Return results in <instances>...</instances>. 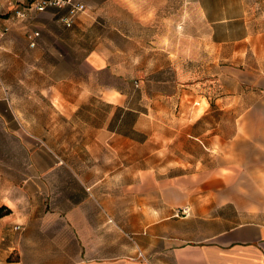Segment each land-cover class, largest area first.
Returning <instances> with one entry per match:
<instances>
[{
    "label": "crops",
    "instance_id": "crops-1",
    "mask_svg": "<svg viewBox=\"0 0 264 264\" xmlns=\"http://www.w3.org/2000/svg\"><path fill=\"white\" fill-rule=\"evenodd\" d=\"M191 1L210 29L209 60L218 70L214 75L246 74L253 79L247 84L253 101L236 119L238 125H249L252 130L246 133L250 137H243L239 127L229 141L216 131H206L195 139L215 132L213 139H207L214 142L207 149L210 153L188 163H170L167 168L177 167L182 173L160 177L164 168L144 167L142 156L137 155V148L143 147L142 123L152 116V109L159 114L165 108L168 122L173 123L195 117L194 126L215 106L237 113L244 98L201 96L194 103L185 99L190 94L185 90L178 100L173 94L156 93L147 112L126 90L113 88L105 80L95 93L96 76L118 73L110 51H90L80 69L89 77L81 84L71 82L74 94L67 93L62 84L48 91L53 107L72 110L61 111L63 122L87 124L81 145L61 135L60 142H65L55 146L53 153L58 161L47 163L45 150L53 152L54 146L29 132L36 142L19 140L29 163L18 170L12 164L0 166V264H264V67L260 61L264 60V37L249 29L247 0H180L177 28L184 32V47L192 37ZM19 2L23 0H0V28L9 29L0 42L14 30ZM120 2L141 27L168 20L162 15L169 13L170 0ZM170 13L175 16V10ZM119 33L127 41L142 42L122 29ZM111 43L106 39V45ZM221 62L223 68H219ZM4 89L0 108L8 115L5 118L1 111V118L6 125L15 118L20 125H28L25 118L15 117L19 105L12 91ZM96 98L104 106L119 109V118L114 113L108 118L102 114L101 125L91 126L94 120L90 119L84 123L77 112ZM129 116L136 119L131 136L119 129ZM14 134L8 127L4 137L8 149L15 147ZM241 147L254 152L244 153ZM63 148L88 161L64 162L57 156ZM133 155L137 162L106 164V156ZM225 156L230 160L224 163ZM139 250L145 253V261L136 256Z\"/></svg>",
    "mask_w": 264,
    "mask_h": 264
},
{
    "label": "rangeland",
    "instance_id": "rangeland-1",
    "mask_svg": "<svg viewBox=\"0 0 264 264\" xmlns=\"http://www.w3.org/2000/svg\"><path fill=\"white\" fill-rule=\"evenodd\" d=\"M32 1L23 0L17 3L20 7L16 8L28 6ZM80 5L84 6L82 11L77 10ZM247 5V22L250 31L262 34L264 37V0H247ZM180 7H182L180 0H170L168 15H162L168 20H158L152 27H141L120 0H70L62 7H51L43 12L33 13L26 21L16 19L14 30L1 41L2 43L0 42V93L4 95V88L7 87L12 91L11 94L19 105L15 108V117H23L29 124L20 125L15 118L13 123L9 122V125H6L5 120L0 116V146H2L0 147V166L12 164L18 170V166L29 163L28 152L20 146L19 142L22 138L36 142L29 136V132L44 137L46 142L54 146L51 147L53 152L45 150L47 163L58 161L53 153L55 146L65 142H60L61 135L69 143L76 141L78 146L81 145L87 124L75 123L77 126L75 127L72 124L68 125L65 119L63 122L59 118L62 116L61 111L68 113L72 110L53 107L48 91L62 84L67 93L74 94L71 92V90L74 91L70 86L71 82L81 84L83 79L87 80L89 77L83 75L80 69L92 50L110 51L114 67L119 74L106 78L102 75L96 76L95 80L93 79L95 93L102 89L105 80L113 88L126 90L133 102L141 103L143 105L141 109L147 112L152 109L150 100L156 93L173 94L178 100L185 90L190 92L185 99L194 103L200 102L201 96L211 100L216 97L239 95L244 98V105L238 109L237 113L232 110H220L218 106H215L206 119L194 126L195 117L190 122L173 123L168 122L171 119L167 118L165 108L160 109L159 114L152 109V116L142 123L145 133L142 139L143 147L137 148V155L142 156L144 167L164 168L159 171L160 177L182 173L177 167L167 168L166 165L170 163L176 165L188 163L210 153L207 149L213 148L214 142H209L207 139H213L215 132L204 136L200 141L195 139L206 131H216L224 140L229 141L239 127V131L244 133L241 134L243 137H250L246 133L252 130L249 125H238L236 119L242 109L253 101L252 95L250 96L247 91V84L253 80L252 77L246 74L230 75L225 72L214 75L217 69L213 68L214 64L209 60L210 29L194 10L192 1L189 18L193 38H188L184 47L182 43L184 32L182 30L179 32L177 28L179 15L176 12ZM171 10L173 12L175 10V16H173L174 13H170ZM72 11L76 12L72 14ZM72 16L73 25L68 28L62 20ZM120 29L126 31L132 38H140L141 44L124 39L119 33ZM35 33H39V36L36 46L31 47L30 36ZM196 34L200 36L195 37ZM106 39H110L112 43L106 45ZM184 48L186 58L183 57ZM197 55L200 57L197 58ZM260 61L264 67V60ZM223 67L221 62L219 68ZM262 70L264 72V68ZM262 77L264 78V73ZM89 103L90 105L78 110L77 115L84 123H87V119L94 120L91 126L97 127L102 124V114L106 115V118L112 113L116 118L121 115L119 109L104 106L97 98ZM5 110L0 108V115L2 111L6 118L8 114ZM173 110L175 115L179 112V108ZM189 111L192 112V110ZM135 120L134 116H129L128 121L119 127L121 132L131 136L133 134L131 128ZM114 126H117V122ZM8 127L15 132L14 149H8L6 146L4 137ZM65 149L63 148L62 152L57 154L64 162L73 164L88 161L86 156ZM239 150L244 153L250 150V154L254 152L251 147L250 149L241 147ZM188 154L193 155L189 157ZM226 160L230 158L225 156L224 163ZM137 161L135 155L106 156V164H126ZM20 174H22L20 171H16V175ZM129 238L131 237H128V240ZM130 243L134 242L131 240ZM136 256L145 261L143 257L138 256V252Z\"/></svg>",
    "mask_w": 264,
    "mask_h": 264
},
{
    "label": "built area",
    "instance_id": "built-area-1",
    "mask_svg": "<svg viewBox=\"0 0 264 264\" xmlns=\"http://www.w3.org/2000/svg\"><path fill=\"white\" fill-rule=\"evenodd\" d=\"M70 0H33L31 3L28 4V6L22 7L20 9H16L14 12V17L18 21H26L29 19L30 15L33 13H40L43 12L51 7H62L65 4L69 3ZM84 9L83 5H80L77 7V10L82 11ZM76 11H72V14H74ZM74 16V15H73ZM73 16L68 17L66 19H63L62 22L63 24L71 28L73 25ZM9 29H1L0 28V39L4 36V34L8 31ZM39 36V33H35L34 35L30 36V45L31 47L36 46V40ZM17 230H20L21 227L18 226L16 227ZM138 256L140 258H144L143 253L139 250L138 251Z\"/></svg>",
    "mask_w": 264,
    "mask_h": 264
},
{
    "label": "trees",
    "instance_id": "trees-1",
    "mask_svg": "<svg viewBox=\"0 0 264 264\" xmlns=\"http://www.w3.org/2000/svg\"><path fill=\"white\" fill-rule=\"evenodd\" d=\"M8 213H9V211H7L6 213H3V212H2L1 215L3 216L4 214H8Z\"/></svg>",
    "mask_w": 264,
    "mask_h": 264
}]
</instances>
